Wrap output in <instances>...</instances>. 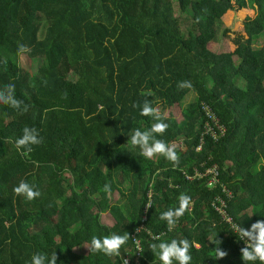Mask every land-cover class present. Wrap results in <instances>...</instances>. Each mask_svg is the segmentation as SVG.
I'll return each instance as SVG.
<instances>
[{"label": "trees", "instance_id": "1", "mask_svg": "<svg viewBox=\"0 0 264 264\" xmlns=\"http://www.w3.org/2000/svg\"><path fill=\"white\" fill-rule=\"evenodd\" d=\"M242 8L255 14L230 37L233 49L211 50L219 19ZM263 32L264 0H0V89L14 84L28 105L22 112L0 103V264H30L37 252H56L57 264H161L149 249L160 242L155 236L188 239L190 264H244V241L214 204L222 199L245 228L264 220V40L256 42ZM20 44L41 57L35 74L19 64ZM185 80L191 88L179 89ZM145 100L169 111L157 138L179 140L176 167L140 156L128 142L154 123L133 107ZM202 103L225 133L215 141L204 135L196 150L209 120ZM25 126L42 142L21 155L15 140ZM212 165L219 179L208 184L196 173ZM21 180L41 195L17 196ZM181 193L192 203L168 231L160 213L178 207ZM105 213L111 225L100 222ZM113 232L130 234L120 256L83 250L93 236ZM215 234L228 253L222 259H214Z\"/></svg>", "mask_w": 264, "mask_h": 264}, {"label": "clouds", "instance_id": "2", "mask_svg": "<svg viewBox=\"0 0 264 264\" xmlns=\"http://www.w3.org/2000/svg\"><path fill=\"white\" fill-rule=\"evenodd\" d=\"M28 51L27 46L20 44L18 46V53H24ZM6 63V61H5ZM191 81H179L177 87L179 89L191 88ZM0 103L9 105L10 107L26 112L28 105L15 96V85L7 84L3 89H0ZM23 106V107H22ZM133 107L140 108V115L152 117L154 123L147 130H140L139 128L133 130L130 134L128 142L133 147L140 149L139 155L153 159L155 156H163L168 161L172 162L173 166L179 165V155L177 152L176 144L166 143L162 139L157 138V134L162 135L168 128V124L165 122L168 119L167 113H162L158 107H153L147 100L142 105L139 103L134 104ZM42 142V138L39 135L38 130L35 127L25 126L22 130V135L15 140V147L21 155H27L32 151V145H38ZM105 192L110 191V186L105 185ZM17 196H23L26 200L31 201L41 195L39 190L35 189L34 185L29 184L25 180H21L17 186L13 189ZM179 206L175 208H169L166 211L160 213V219L167 222L168 231H172L175 228L177 220L189 210L192 203L191 197L185 193H181L178 197ZM148 207H152L151 200L147 203ZM254 214V213H253ZM250 214L248 216H252ZM231 225V231L236 234L239 240L244 241L245 246L240 249L241 259L244 264H255L259 261V264H264V220H257L251 224L250 229L243 227L239 223H233L228 221ZM141 229H137L139 232ZM130 234L126 232L124 235L117 233H110L103 237L93 236L90 243L84 246L90 249L92 253H103L108 256H120L121 247L128 241ZM154 240L160 241L159 243H152L149 249L154 253L155 258L161 261V264H190L192 256L190 255V248L192 243L188 239H171V241L160 240L159 236L153 237ZM209 241L216 245L213 248L215 252L214 259H222L228 255V253L220 247L222 240L217 239V234L214 238L209 237ZM196 247H199L196 245ZM136 249L143 252L140 241H136ZM30 264H57L56 252L51 256L44 253H33L31 256ZM123 264H127L124 260Z\"/></svg>", "mask_w": 264, "mask_h": 264}, {"label": "rangeland", "instance_id": "3", "mask_svg": "<svg viewBox=\"0 0 264 264\" xmlns=\"http://www.w3.org/2000/svg\"><path fill=\"white\" fill-rule=\"evenodd\" d=\"M255 12L254 9L251 8H242L236 11H228L225 13V15L219 19L218 21V26H217V38L211 42L208 43V47L213 50V51H222L226 50L228 48L233 49V45L230 44V37L234 34V32H241L243 29V19L246 15L254 16ZM225 28H229V31L227 33L223 34V30ZM263 35L258 36L256 38L257 44H259L261 41L263 42L264 40V32L262 33ZM54 52L56 56H61L63 53V48L60 46H54L53 47ZM19 64L24 67L26 70H28L30 73L35 74L37 69L41 66L42 64V59L41 57H29L25 53H20L19 58H18ZM169 112V111H168ZM168 112H166L168 114ZM172 114L179 119L180 117V110L178 106H175L171 109ZM170 144H176L179 145L180 142L179 140H174L170 142ZM153 161L156 160V157L151 159ZM112 199H117L118 198V193L115 192L113 195H110ZM100 222H103L105 224L111 225L114 220L111 217L110 214H101L100 215ZM87 247H84V251H86Z\"/></svg>", "mask_w": 264, "mask_h": 264}, {"label": "built area", "instance_id": "4", "mask_svg": "<svg viewBox=\"0 0 264 264\" xmlns=\"http://www.w3.org/2000/svg\"><path fill=\"white\" fill-rule=\"evenodd\" d=\"M202 109L205 112V114L207 115L208 119L216 124L217 131H215L214 128L211 126L210 121L207 120L204 124V130L201 134L200 141H199L198 145L196 146V150H200L202 148V145L204 143V135H210L212 137V139L215 141L218 139L219 136H221L225 133V127L223 125L217 123V118L215 117V115L211 111L210 107L207 104L202 103ZM196 174L199 177H202L203 175H205V176L208 175L209 176L208 177V184H215L216 182H218V179H219L218 178V167H217V165H212L210 167H207V169L204 172H197ZM223 190H225L226 195H230V192L227 191L225 189V187L223 188ZM219 201H220V205L214 204V208L227 221H229V220L232 221L231 217L225 211V202L222 199H219ZM139 228H141V226ZM137 240L139 241V239L133 235L132 241L134 242L135 248H136V241ZM124 260L127 261V264H130L128 258H125Z\"/></svg>", "mask_w": 264, "mask_h": 264}]
</instances>
